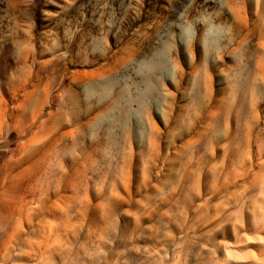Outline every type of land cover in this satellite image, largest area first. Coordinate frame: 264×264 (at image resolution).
<instances>
[{
  "label": "rangeland",
  "instance_id": "obj_1",
  "mask_svg": "<svg viewBox=\"0 0 264 264\" xmlns=\"http://www.w3.org/2000/svg\"><path fill=\"white\" fill-rule=\"evenodd\" d=\"M0 264H264V0H0Z\"/></svg>",
  "mask_w": 264,
  "mask_h": 264
},
{
  "label": "bare ground",
  "instance_id": "obj_2",
  "mask_svg": "<svg viewBox=\"0 0 264 264\" xmlns=\"http://www.w3.org/2000/svg\"><path fill=\"white\" fill-rule=\"evenodd\" d=\"M202 119V118H201ZM203 126V125H202ZM205 126V125H204ZM200 135V134H199ZM187 136V135H186ZM189 141V140H188ZM192 142V141H191ZM193 143V142H192ZM185 151V150H184ZM179 152V151H178ZM30 166V165H29ZM133 170V169H132ZM154 191V190H153ZM117 197V196H116ZM117 199V198H116ZM90 204V203H89ZM189 211V210H188ZM41 229V228H40ZM217 245V244H216Z\"/></svg>",
  "mask_w": 264,
  "mask_h": 264
}]
</instances>
